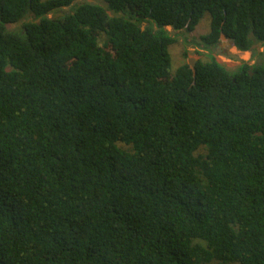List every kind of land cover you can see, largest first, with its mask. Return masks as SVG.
I'll use <instances>...</instances> for the list:
<instances>
[{
  "label": "trees",
  "instance_id": "1",
  "mask_svg": "<svg viewBox=\"0 0 264 264\" xmlns=\"http://www.w3.org/2000/svg\"><path fill=\"white\" fill-rule=\"evenodd\" d=\"M104 2L0 0V264H264V0Z\"/></svg>",
  "mask_w": 264,
  "mask_h": 264
},
{
  "label": "rangeland",
  "instance_id": "2",
  "mask_svg": "<svg viewBox=\"0 0 264 264\" xmlns=\"http://www.w3.org/2000/svg\"><path fill=\"white\" fill-rule=\"evenodd\" d=\"M88 3L91 4H97L104 8H107V4L104 2V0H87ZM70 8H65L60 11H57L56 13H53L49 15V18L52 19H62L65 15L70 13ZM112 15V13H110ZM32 19H25L23 22L16 24V25H10L9 29L13 31H20L23 29L24 24L31 22ZM147 25H144L146 27ZM210 27H211V16L209 13H206L204 18L201 20L200 24L196 27L195 31L193 33H187V32H180V33H174L172 30V34L177 37L178 42L169 48V52L172 59V73H176V71L185 63H189L191 66L194 65L196 58L201 57L200 60L208 61V53L205 50L201 49L200 47L195 46L193 43L195 41H198L199 37L207 35L210 33ZM105 35H102L100 46L105 45ZM233 48L226 49L225 54L227 57H224L223 54L218 53V50H216L213 54L214 56L222 62L224 67H226L230 71H235L237 68L243 65V63H248L249 65H254L257 60L259 59L260 54L263 52V47H259L256 51V55L252 53L244 54V53H237L236 51H232ZM194 56V57H190ZM129 148V147H127ZM218 264V263H214Z\"/></svg>",
  "mask_w": 264,
  "mask_h": 264
},
{
  "label": "water",
  "instance_id": "3",
  "mask_svg": "<svg viewBox=\"0 0 264 264\" xmlns=\"http://www.w3.org/2000/svg\"><path fill=\"white\" fill-rule=\"evenodd\" d=\"M144 29H145V27H144V25H143L142 30H144ZM220 40H221V45H220V47L217 49V50H218V53L223 54L222 46L226 47L227 49L234 48V44H233L232 42H230V41L226 38V36H225L224 34L221 35V39H220ZM216 61H217V63H218L219 65H221V66H226V65H224L222 62H220L217 58H216ZM191 69L194 71V75H195V69H194L193 67H191Z\"/></svg>",
  "mask_w": 264,
  "mask_h": 264
},
{
  "label": "crops",
  "instance_id": "4",
  "mask_svg": "<svg viewBox=\"0 0 264 264\" xmlns=\"http://www.w3.org/2000/svg\"><path fill=\"white\" fill-rule=\"evenodd\" d=\"M170 30H171V29L169 28V31H170ZM232 51H236V52L239 53V54L243 53V52L238 51L236 48H233ZM204 53H207V52H204ZM244 54H248V53H244ZM190 57H194V56H190ZM195 58H196V61H195V62L200 61V59H201L200 56H199V57L195 56ZM188 64H189V63H188ZM189 65H190V64H189Z\"/></svg>",
  "mask_w": 264,
  "mask_h": 264
},
{
  "label": "flooded vegetation",
  "instance_id": "5",
  "mask_svg": "<svg viewBox=\"0 0 264 264\" xmlns=\"http://www.w3.org/2000/svg\"><path fill=\"white\" fill-rule=\"evenodd\" d=\"M227 48L226 47H224V46H222V51L224 52V54H225V50H226ZM228 50V49H227Z\"/></svg>",
  "mask_w": 264,
  "mask_h": 264
}]
</instances>
